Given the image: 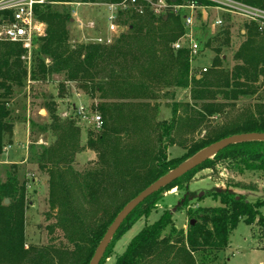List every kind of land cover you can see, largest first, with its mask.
I'll return each instance as SVG.
<instances>
[{
  "label": "trees",
  "instance_id": "1",
  "mask_svg": "<svg viewBox=\"0 0 264 264\" xmlns=\"http://www.w3.org/2000/svg\"><path fill=\"white\" fill-rule=\"evenodd\" d=\"M123 1L51 0L36 5L35 16L46 25V33L35 38L30 61L23 58L26 51L20 44L0 41V157L14 143L18 116L13 100L29 81L63 76L60 97H65L66 83H75L91 100L87 111L97 112L104 121L99 130H89L83 146L79 107L73 105V112L63 117L55 98L45 103L50 123L42 129L52 132L54 140L34 153L35 161L48 175L49 204L56 211V225L66 231L74 247L28 244L27 181L21 182L17 167L12 166L5 180L0 179V264H89L123 209L122 198L128 194L136 197L219 140L264 133V29L242 21L245 33L239 32L242 40L235 45L231 26L212 36L207 25H199L196 36L202 50L215 53L208 71L200 77L191 73L188 47H172L186 31L183 10L157 16L148 3L141 2L118 12L130 22L114 42H72L70 4ZM168 1L184 4L190 0ZM239 1L264 9V0ZM188 87L193 101H177L175 90ZM160 98L171 101L169 119L156 120L155 101ZM220 116L225 121L212 125ZM200 136L191 145L185 144ZM177 137L184 141L178 144ZM175 145L185 151L169 157V149ZM85 147L96 151L99 159L94 166L78 169L76 156ZM220 160H227L240 174L264 176V140L230 145L146 198L125 219L112 242L137 213H150L148 201L166 189L182 186L199 169L215 166ZM256 187L229 181L225 190L215 192L218 206L189 210L194 223L191 220L187 229L178 227L169 212L164 213L131 240L115 264H209L217 260L241 221L264 228V199L251 202L233 190ZM96 211L101 220L112 214L95 225L87 223L84 215Z\"/></svg>",
  "mask_w": 264,
  "mask_h": 264
},
{
  "label": "rangeland",
  "instance_id": "2",
  "mask_svg": "<svg viewBox=\"0 0 264 264\" xmlns=\"http://www.w3.org/2000/svg\"><path fill=\"white\" fill-rule=\"evenodd\" d=\"M69 6L72 14L70 32L74 43L97 42L98 38H102L104 43L108 39H112V42H114L123 32L127 31L128 22L130 21L126 19V15H119L117 21L118 32L115 34L110 33L109 11L106 4L78 2ZM209 14L212 19L217 13L210 10ZM91 21L95 23L93 28L87 26L88 22ZM121 21L124 24L120 23ZM230 24L228 26H231L234 36L233 41L235 45L236 43L239 44L242 40L239 32L243 30V22L235 18ZM210 34L214 35L213 32H210ZM227 52L230 61L232 60V51ZM214 56L215 53L206 48L198 61L201 64H207ZM230 63L232 64V61ZM63 81V76H54L46 81H29L27 86L19 91L14 98L13 108L18 119L14 131V143L11 146L15 150L16 157L9 163L0 161V179L5 180L11 167L16 166L20 181H27L26 233L28 244L31 243L40 247L54 246L56 248L68 247L73 249L74 246L68 241L66 231L56 225V211L52 210L49 204L48 175L40 170L34 155L42 147H48L54 140L52 132L42 129L43 126L50 123L48 111L44 107L50 97L55 98L58 104V112L63 117L73 112V105L84 106L87 109L91 103L89 97L72 82L66 83L67 91L65 97L61 98L60 83ZM170 90L174 91L175 89ZM175 92L177 101L182 103L193 101L191 87L176 89ZM170 103L171 101L167 102L166 98L155 101V108L158 111L156 120L171 117ZM89 113L91 114V112ZM224 119L223 116L217 117V119H213L212 125L220 124L225 121ZM79 123L82 126L80 141L83 146H86L88 133L92 126L85 124L82 120ZM202 136L194 137L185 144L191 145L193 141ZM182 141H184L182 138L177 137L178 144ZM169 150V157H178L185 151L180 145H175ZM3 157L5 158V154H3ZM98 159L99 156L96 151L85 147L80 154H77L75 166L78 169L94 166ZM232 180L256 184V190L233 189L236 193L246 196L248 201L256 202L264 199V176L251 172L240 174L232 169V165L227 160H220L216 162L215 166L199 169L194 175L186 179L182 186L166 189L148 201V206L151 209L150 213H137L129 220L118 237L113 242L111 240L112 243H109L99 264H115L118 257L125 252L131 240L145 226L154 223L166 212L172 215L178 227L187 229L192 220L189 210L195 211L208 206H218L220 202L215 198V192L219 189L225 190L227 183ZM202 192H204V195L199 197ZM132 199V194L122 198L125 205ZM112 211L104 216L102 220L99 211L87 213L84 215V220L95 225L100 221L108 220ZM209 264H264V228L256 223L252 227L241 221L231 235L229 247L217 260Z\"/></svg>",
  "mask_w": 264,
  "mask_h": 264
},
{
  "label": "built area",
  "instance_id": "3",
  "mask_svg": "<svg viewBox=\"0 0 264 264\" xmlns=\"http://www.w3.org/2000/svg\"><path fill=\"white\" fill-rule=\"evenodd\" d=\"M205 3H198L190 0L184 4L169 2L168 0H124L117 4H106L110 10L109 31L112 34L118 32V12L130 7H136L141 2L149 4L153 13L157 16L172 10L177 13L185 11L184 24L185 34L182 35L174 44L173 48L178 50L188 47L190 61L193 64L203 53L201 44L197 39V28L199 25H207L210 32L214 34L222 30L235 18L250 23H255L260 30L264 29V9L247 4L239 0H203ZM51 2V0H0V41L20 44L26 51L23 57L31 60V53L35 47V38L45 35L46 25L39 21L35 16V6ZM217 14L210 18L209 11ZM88 27H95L93 21L88 22ZM97 42L104 43L102 38ZM108 39L105 43H111ZM210 67V66H209ZM208 66L202 68L201 73L208 71ZM78 115L80 119L93 129L99 130L104 121L100 114L89 113L84 106H79ZM89 126V127H90Z\"/></svg>",
  "mask_w": 264,
  "mask_h": 264
},
{
  "label": "water",
  "instance_id": "4",
  "mask_svg": "<svg viewBox=\"0 0 264 264\" xmlns=\"http://www.w3.org/2000/svg\"><path fill=\"white\" fill-rule=\"evenodd\" d=\"M253 140H264V133L253 132V133H243V134H235L229 137H226L222 140H219L210 146L206 147L199 153H197L191 159L183 162L175 169L168 172L166 175L162 176L161 178L157 179L143 191H141L136 197H134L131 201H129L124 208L118 213L114 221L108 227L104 237L100 241L91 261L89 264H99L106 248L108 247L109 243L113 239L114 235L116 234L119 227L125 221V219L131 214V212L146 198L154 194L155 192L159 191L163 187L167 186L174 180L184 176L191 170L197 168L201 164H203L208 159L212 158L218 152L223 150L224 148L240 143L245 141H253ZM204 192L200 193V196H203ZM6 203H9V199H6ZM194 223V220L192 221Z\"/></svg>",
  "mask_w": 264,
  "mask_h": 264
},
{
  "label": "crops",
  "instance_id": "5",
  "mask_svg": "<svg viewBox=\"0 0 264 264\" xmlns=\"http://www.w3.org/2000/svg\"><path fill=\"white\" fill-rule=\"evenodd\" d=\"M107 6V5H106ZM108 7V6H107ZM109 13H110V10L109 8H107ZM242 33L244 34V29L242 30ZM225 57V56H224ZM199 59V58H198ZM198 59L192 64L191 66V73L192 74H197L198 77L201 76V71H202V68L204 66H210L211 63H212V60L213 58H211L210 62L207 63V64H201ZM5 154V158L3 157V155L0 157V161L1 162H5V163H9L11 161H13V159L16 157V153H15V150H13V146H8L6 149H5V152L3 153Z\"/></svg>",
  "mask_w": 264,
  "mask_h": 264
}]
</instances>
